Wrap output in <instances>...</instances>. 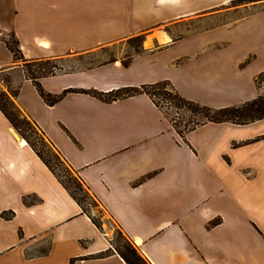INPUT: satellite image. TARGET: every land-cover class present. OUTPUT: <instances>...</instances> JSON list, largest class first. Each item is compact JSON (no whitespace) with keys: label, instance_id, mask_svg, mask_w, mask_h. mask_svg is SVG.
I'll return each mask as SVG.
<instances>
[{"label":"crops","instance_id":"crops-1","mask_svg":"<svg viewBox=\"0 0 264 264\" xmlns=\"http://www.w3.org/2000/svg\"><path fill=\"white\" fill-rule=\"evenodd\" d=\"M194 1L0 0L3 89H15L16 104L151 264H264V117L180 134L147 93L106 101L68 92L49 104L6 43L14 35L28 61L64 62L176 22L199 10ZM242 9L241 56L217 40L215 25L175 39L165 32L169 40L128 66L116 58L40 83L60 94L169 80L188 99L198 89L242 104L262 93L255 78L264 70V5ZM241 60L250 64L230 73ZM21 139L0 109V264H127Z\"/></svg>","mask_w":264,"mask_h":264},{"label":"rangeland","instance_id":"rangeland-1","mask_svg":"<svg viewBox=\"0 0 264 264\" xmlns=\"http://www.w3.org/2000/svg\"><path fill=\"white\" fill-rule=\"evenodd\" d=\"M220 1L223 3H218ZM193 3L195 7L199 8L198 11L188 14L173 23L153 25L146 29L143 33L138 34L141 35L140 39L130 41L129 38H127L115 44L104 46L88 56L64 62L50 60L51 64L56 63L60 65L63 70L90 67L108 62L111 59H122L127 54L134 53L135 49L146 51L156 45H160L167 39L169 40V37L166 36L167 34H163L165 32L170 33L171 38L175 39L201 28L215 25L216 26L213 27V31L215 37H219L217 40H225L231 50H237V56L240 54L242 55V21L237 23L239 20L238 18L242 17L245 12L242 8H244V6H252L254 4L264 5V0H195ZM212 4L214 5L212 6ZM8 39L12 40L13 37L9 36ZM160 59L164 60L165 57L161 56ZM249 61H251V59ZM21 63L24 64L25 61L22 60ZM248 64H250V62H242L241 60L238 63H234V61H232L227 69L232 74L236 75L239 73V75H241L242 69H245ZM31 67L34 69L39 66L35 64ZM247 71L248 70L244 71V73H247ZM8 81V73H0V101L17 124V131L19 135L33 145V147L41 153L45 159L50 161L55 172L71 185L72 190H74L78 196H81L84 199L89 215L100 227L104 229V231H106L107 235L111 237L114 248L122 250L125 249L128 244L134 245V243H132L116 222L101 207L92 194L90 192H86V188L84 186L83 191H80L76 185H74L72 181L73 177L76 176V173L65 163L60 155L57 154V151L52 144L40 132L33 121L16 104L13 98L15 89L8 88L9 92L3 89V86L7 87ZM213 83H215V78L213 79ZM260 88L262 89V94H264V81L260 83ZM168 89L169 87H167V90ZM2 93L6 94L8 100L5 97H1ZM193 95L195 96V99L191 100L215 108L239 104L232 103V101L237 99V97L233 95H219L218 93L212 91L207 93L198 89L194 90ZM155 99L162 105V108L165 110L168 117L172 118L175 123L179 125V129L181 131H185L189 126L194 125V123L198 121L206 120L204 115L193 111L195 108L189 104L176 102L172 98L165 99L162 96H156Z\"/></svg>","mask_w":264,"mask_h":264},{"label":"trees","instance_id":"trees-1","mask_svg":"<svg viewBox=\"0 0 264 264\" xmlns=\"http://www.w3.org/2000/svg\"><path fill=\"white\" fill-rule=\"evenodd\" d=\"M13 37L12 40L6 39V43L10 50L12 51L14 58L16 61H25L23 64L24 70L26 75L33 80L35 83L40 95L43 97V99L49 103L54 104L57 101H59L66 93L68 92H87L91 93L103 100L110 101L115 100L118 98H123L131 95H135L138 93H147L151 96V98L154 100V102L162 108V105L155 99L156 96H162L165 99H174L176 102H182L185 104H189L192 107L195 108V110L198 112V114H202L206 117V120L198 121L194 123V125L189 126L185 131H181L179 129V125L175 123V121L170 118L173 126L175 129L180 133L183 134L186 131H189L191 129H194L198 125H201L205 122H224V121H230L234 123H248L250 121H255L257 119H261L264 117V94H259L256 98L243 102L239 105H231L221 108H215L208 105L197 103L194 100L188 99L184 96H182L172 85V83L169 80H161L152 84H143L141 86H128V87H122L116 90H111L109 92H103L95 89H78V88H68L65 89L60 94H52L50 92H47L43 89L40 78L53 75L58 71L62 70V67L56 63L51 64L50 60H40V61H28L24 58L22 51L19 48L18 40L14 35H11ZM141 35L132 36L129 38V40L134 39H140ZM145 51L140 49H135L134 53L127 54L122 58V64L124 66H128L130 62L132 61L134 55L143 53ZM114 59H111L110 61H113ZM37 64L38 68H32V65ZM51 64V65H50ZM264 81V70L261 71L255 78V83L258 88H260V83ZM167 87L169 89L167 90ZM16 93V91H15ZM14 93V95H15ZM1 97H5L8 100V97L5 93L1 94ZM0 109L3 111V113L6 115V117L9 119V121L12 123V125L18 130V126L15 123L13 117L10 115V113L7 111V109L4 107V105L0 101ZM33 147V145H31ZM34 148V147H33ZM34 150L37 152V154L41 157V159L45 162V164L52 170V172L57 176L59 181L62 183V185L70 192L72 197L80 204L82 207L83 212L88 213L85 201L81 196H78L74 190H72L71 185L63 180L54 170L53 166L51 165L50 161L45 159L41 153H39L35 148ZM58 155H60L57 152ZM61 157V156H60ZM62 158V157H61ZM74 185L80 190L83 191V182L80 176L76 174L75 177H73ZM85 187V186H84ZM86 188V187H85ZM86 192H89L86 188ZM93 196V195H92ZM94 197V196H93ZM89 214V213H88ZM11 216V215H8ZM95 222V221H94ZM96 223V222H95ZM218 223V220H213L210 222V225H215ZM97 224V223H96ZM98 225V224H97ZM99 226V225H98ZM133 243V242H132ZM116 249V248H115ZM117 252L124 258L127 264H151L147 258L138 250V248L135 245L128 244L125 249H116Z\"/></svg>","mask_w":264,"mask_h":264},{"label":"bare ground","instance_id":"bare-ground-1","mask_svg":"<svg viewBox=\"0 0 264 264\" xmlns=\"http://www.w3.org/2000/svg\"><path fill=\"white\" fill-rule=\"evenodd\" d=\"M22 143H25V139H21Z\"/></svg>","mask_w":264,"mask_h":264}]
</instances>
